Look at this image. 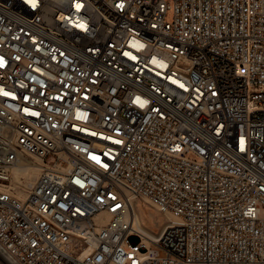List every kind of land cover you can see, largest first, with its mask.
<instances>
[{
	"label": "built area",
	"instance_id": "built-area-1",
	"mask_svg": "<svg viewBox=\"0 0 264 264\" xmlns=\"http://www.w3.org/2000/svg\"><path fill=\"white\" fill-rule=\"evenodd\" d=\"M0 264H264V0H0Z\"/></svg>",
	"mask_w": 264,
	"mask_h": 264
},
{
	"label": "bare ground",
	"instance_id": "bare-ground-1",
	"mask_svg": "<svg viewBox=\"0 0 264 264\" xmlns=\"http://www.w3.org/2000/svg\"><path fill=\"white\" fill-rule=\"evenodd\" d=\"M41 163L42 161L38 158H36L35 162L23 160L22 163L16 165L13 168V179H14L13 181L15 182L16 188L20 195H26L29 192V190L34 186L36 179L41 173ZM138 202L139 200L136 202L135 205L136 221L144 230H146V232L149 235L156 238L159 237L161 232L164 230L165 226L174 222L175 219L172 217V215L167 213L166 215H164L165 217L164 225L157 233H155L154 231L150 230L147 226H145V224L143 223L140 213L137 210ZM154 208L158 211L156 207Z\"/></svg>",
	"mask_w": 264,
	"mask_h": 264
},
{
	"label": "rangeland",
	"instance_id": "rangeland-1",
	"mask_svg": "<svg viewBox=\"0 0 264 264\" xmlns=\"http://www.w3.org/2000/svg\"><path fill=\"white\" fill-rule=\"evenodd\" d=\"M172 5L174 0H167ZM174 10L171 8L167 13V19L173 21ZM139 208V209H138ZM137 210L140 213V216L143 220L145 226L150 230L157 233L161 227L164 225L165 217L162 212L157 211L147 200L141 198L137 204Z\"/></svg>",
	"mask_w": 264,
	"mask_h": 264
}]
</instances>
